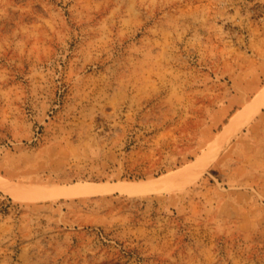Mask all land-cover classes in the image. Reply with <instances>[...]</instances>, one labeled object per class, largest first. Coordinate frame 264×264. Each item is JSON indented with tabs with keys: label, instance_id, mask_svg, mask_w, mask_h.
<instances>
[{
	"label": "rangeland",
	"instance_id": "1",
	"mask_svg": "<svg viewBox=\"0 0 264 264\" xmlns=\"http://www.w3.org/2000/svg\"><path fill=\"white\" fill-rule=\"evenodd\" d=\"M263 91L264 0H0V264H264Z\"/></svg>",
	"mask_w": 264,
	"mask_h": 264
},
{
	"label": "bare ground",
	"instance_id": "2",
	"mask_svg": "<svg viewBox=\"0 0 264 264\" xmlns=\"http://www.w3.org/2000/svg\"><path fill=\"white\" fill-rule=\"evenodd\" d=\"M262 105H264V91L256 99H254L252 102H249L245 107L241 108L237 113H235L229 124L220 134V137L219 139H217L218 141L215 146L217 147L222 145L227 140L228 137L234 134V132L241 127V125H243L257 111H259ZM202 168H203V164L197 163L192 167L188 168V170L191 171L193 174H198V172H200ZM186 171L187 170L185 169V172ZM175 182H176V177L175 179L171 177H165L155 181H146V182H122V183H115L113 185H109L106 183L105 184H73L60 189L58 188L52 189V187L51 189L55 195H59L61 197H72V196L77 197L81 195L94 196L102 193H109L112 191H122L130 194L138 195V194H147L157 191L159 192L162 190L169 189L171 188L172 184ZM18 187L19 190L13 191V195L22 194L25 197H37L38 195H45L47 193L45 192V190H43V188L25 190L24 188L20 189V186Z\"/></svg>",
	"mask_w": 264,
	"mask_h": 264
}]
</instances>
